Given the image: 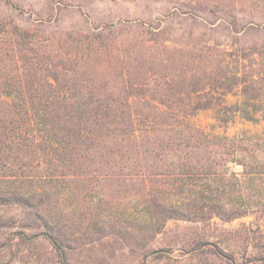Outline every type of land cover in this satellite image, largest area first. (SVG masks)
Instances as JSON below:
<instances>
[{
    "label": "trees",
    "instance_id": "obj_1",
    "mask_svg": "<svg viewBox=\"0 0 264 264\" xmlns=\"http://www.w3.org/2000/svg\"><path fill=\"white\" fill-rule=\"evenodd\" d=\"M229 16L231 24L239 25L235 14ZM42 25L0 18V207L29 210L31 220L3 222L0 228L16 226L15 238L25 242L48 240L61 255L69 244L66 235L75 228L57 223L45 205L67 178L90 176L86 185L92 189L99 182L95 175L143 174L144 188L134 194L133 209L122 211L124 219H107L109 212L101 208L92 226L80 231L112 239L115 247L139 239L140 264H170L180 259V246L172 241L163 248L154 245L170 219L213 228L252 217L233 231L243 241L241 251L210 232L193 238L182 253L193 264L264 261V255L249 252L256 245L252 239L264 232V39L252 47L232 42L215 53L198 42L194 58L207 60L204 67L185 70L184 78L192 74L186 85L169 84L170 93L159 95L143 89L146 80L129 77L115 56L120 52L117 28L57 36L47 35ZM235 29L264 32V25ZM102 65L117 82L113 86L91 75ZM6 66L17 74L5 71ZM115 85H120L117 90ZM232 93L238 99L229 103ZM134 98L143 106L134 105ZM208 109L216 120L210 126L197 119ZM237 118L247 125L230 134L227 128ZM151 159L162 163L160 170L150 168ZM41 167L40 175L32 174ZM157 174L163 178L151 176ZM144 211L148 217H127Z\"/></svg>",
    "mask_w": 264,
    "mask_h": 264
},
{
    "label": "rangeland",
    "instance_id": "obj_2",
    "mask_svg": "<svg viewBox=\"0 0 264 264\" xmlns=\"http://www.w3.org/2000/svg\"><path fill=\"white\" fill-rule=\"evenodd\" d=\"M229 14L237 16L239 25L230 23ZM0 18H12L28 27L42 23L47 35L57 36L87 29L117 28L121 31L120 52L115 56L122 59L129 77L134 81L140 80L141 83L146 80L143 89L159 95L170 93L169 84L184 82L186 85L188 79H192L189 77L192 74L184 78L185 70L189 73L192 72L190 68L197 71L204 67L207 60L194 58L196 51L193 48L198 42H203L206 52H214L213 49H225L232 42L252 47L262 43L264 39L263 31L250 30L243 33V30L235 29H242L246 23L257 27L264 25V0H0ZM236 36L240 39H236ZM144 39L147 41L139 42ZM214 64L208 62L209 66ZM106 67L96 66L90 73L98 81L109 82L113 86L117 82L108 78ZM12 69L11 66L5 67V71L17 74ZM21 70V76L24 77L26 74H23V68ZM47 72L49 70L45 68L44 73ZM164 75L170 77L169 82ZM115 86L114 89L117 90L120 85ZM237 99L238 96L234 93L228 96L229 103ZM172 100L173 105L178 104L173 98ZM133 102L137 107L143 106L140 99L134 98ZM197 119L206 126L216 122L212 109L204 110ZM236 120L235 124L227 128L230 134L247 125L240 118ZM149 163L150 168L157 166L153 170L161 169L162 163L159 160L151 159ZM41 168H33L32 174L40 175L43 170ZM151 176L155 179L163 178L161 174ZM89 177L67 178L68 181L57 191L58 196L48 200L45 205L48 216L57 223L75 228L72 235H66L65 239L69 240V244L61 250V255H58V251L48 240L25 242L15 238L16 226L0 228V264H140L137 251L140 250L141 240L131 239L132 245L125 248L115 247L114 240L107 237L96 239L80 229L91 225L96 212L101 208L109 212L107 219H124L125 217L120 218L123 216L122 211L133 209L137 202L134 194H139L144 188L145 176L140 174L124 178L110 174L95 175L99 182L92 189L86 185ZM55 198L59 203L55 202ZM139 209H142L141 205ZM28 212L30 211L17 207H0V223L14 222L17 225L21 220L31 222ZM142 216L148 217L145 211L142 214L127 215L131 220H138ZM251 220L252 217L237 218L208 228L170 219L163 232L155 238L154 245L163 248L172 241L177 247L180 246L176 251L180 259L178 262L171 261L170 264H193L189 254L182 253L193 238L215 232L219 236L217 239H229L232 247L241 251L239 246L243 241L235 238L233 231L241 230L242 222ZM63 231L68 233L69 229L64 228ZM256 236L252 239L255 247L249 249L251 257L264 255V232ZM148 264L168 263L155 261ZM255 264H264V261L258 260Z\"/></svg>",
    "mask_w": 264,
    "mask_h": 264
}]
</instances>
